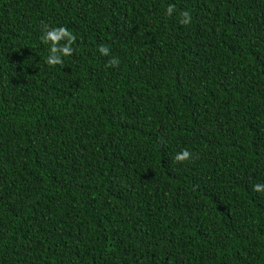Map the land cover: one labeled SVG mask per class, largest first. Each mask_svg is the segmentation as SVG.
<instances>
[{
    "label": "trees",
    "instance_id": "1",
    "mask_svg": "<svg viewBox=\"0 0 264 264\" xmlns=\"http://www.w3.org/2000/svg\"><path fill=\"white\" fill-rule=\"evenodd\" d=\"M0 264H264V0H0Z\"/></svg>",
    "mask_w": 264,
    "mask_h": 264
},
{
    "label": "clouds",
    "instance_id": "2",
    "mask_svg": "<svg viewBox=\"0 0 264 264\" xmlns=\"http://www.w3.org/2000/svg\"><path fill=\"white\" fill-rule=\"evenodd\" d=\"M184 15H185V17L187 18L188 14L185 13ZM101 51H102V52H105V51H107V50L104 49V48H101ZM53 62H54V61H53ZM183 154L186 156V155H187V152L185 151Z\"/></svg>",
    "mask_w": 264,
    "mask_h": 264
}]
</instances>
